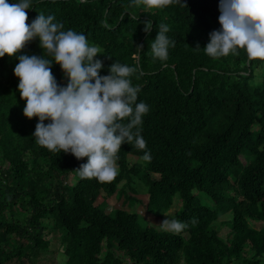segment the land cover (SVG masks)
Wrapping results in <instances>:
<instances>
[{
	"label": "trees",
	"instance_id": "trees-1",
	"mask_svg": "<svg viewBox=\"0 0 264 264\" xmlns=\"http://www.w3.org/2000/svg\"><path fill=\"white\" fill-rule=\"evenodd\" d=\"M184 2L156 9L132 0H35V17L54 15L98 48L100 74L115 60L135 67L130 80L149 105L139 125L146 148L122 143L109 182L80 176L87 157L35 138V264L55 242L58 264H264V60L243 48L209 56L203 47L220 28V0ZM30 7L26 23L33 0ZM160 24L175 40L165 60L151 50ZM21 52L33 54V39L0 57V264H33V117L23 113L13 71ZM43 54L35 37V55ZM51 68L66 84L60 65ZM134 177L146 187L148 214L176 203L174 217L187 227L173 233L127 209L106 211L104 197L117 192L129 205L139 201L127 194Z\"/></svg>",
	"mask_w": 264,
	"mask_h": 264
},
{
	"label": "clouds",
	"instance_id": "clouds-1",
	"mask_svg": "<svg viewBox=\"0 0 264 264\" xmlns=\"http://www.w3.org/2000/svg\"><path fill=\"white\" fill-rule=\"evenodd\" d=\"M132 2L156 9L185 5L184 0ZM30 3L0 0V57L17 54L26 42L39 37L44 54L21 52L13 69L19 78L20 96L26 99L24 115L38 117L33 137L51 151L71 152L78 159L87 157L77 169L81 177L112 181L118 174L117 153L122 143L134 142L136 147L146 148L139 125L149 105L138 101L139 85L130 80L136 68L115 60L107 74H100L103 61L86 35L71 28L64 30L54 15L39 13L26 23L25 9L31 8ZM219 9L220 28L209 33L203 50L209 56L222 57L243 48L250 60H264V0H220ZM150 28L151 21L145 22L144 31ZM168 32L169 26L160 24L151 43L154 57L167 59L169 47L175 45ZM54 62L63 70L66 84L57 82L51 68ZM144 159H152L149 151L144 152ZM159 224L173 233L187 227L186 222L168 215Z\"/></svg>",
	"mask_w": 264,
	"mask_h": 264
},
{
	"label": "rangeland",
	"instance_id": "rangeland-1",
	"mask_svg": "<svg viewBox=\"0 0 264 264\" xmlns=\"http://www.w3.org/2000/svg\"><path fill=\"white\" fill-rule=\"evenodd\" d=\"M136 161V157L131 156V162ZM123 183L120 182L119 185ZM132 187L134 188V191L132 189L127 188V194L131 195L132 197H136L137 201L133 205H129L126 201V196L123 195L122 193L119 194L118 192L112 196H105L104 197V202L103 205L105 207L106 211H111L116 208L120 209H127L132 212H136L141 216V221L143 224H148L150 225H155L158 228H161L160 222L165 218L166 215L173 217L175 215L177 206L176 203L175 205L166 213H163L162 215L158 216H152L147 213L146 211V204L148 202V195L146 193V187L143 184V182L139 179L134 177V181L132 182ZM177 202V201H176ZM261 223L255 224L256 227L260 226ZM226 225L223 226L220 229L221 234L225 235L226 234ZM59 257H62V249L59 246V242H55V251L51 252L50 255H44L43 259L41 260L40 264H58L59 263ZM51 259V260H50Z\"/></svg>",
	"mask_w": 264,
	"mask_h": 264
}]
</instances>
